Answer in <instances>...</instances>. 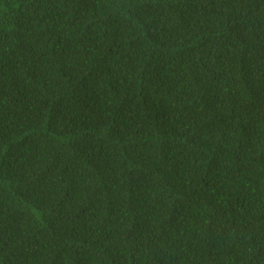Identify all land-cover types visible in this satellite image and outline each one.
Listing matches in <instances>:
<instances>
[{"label":"trees","instance_id":"obj_1","mask_svg":"<svg viewBox=\"0 0 264 264\" xmlns=\"http://www.w3.org/2000/svg\"><path fill=\"white\" fill-rule=\"evenodd\" d=\"M0 264H264V0H0Z\"/></svg>","mask_w":264,"mask_h":264}]
</instances>
